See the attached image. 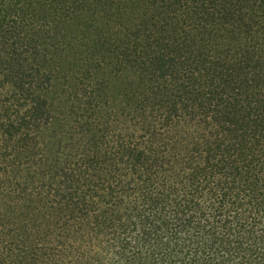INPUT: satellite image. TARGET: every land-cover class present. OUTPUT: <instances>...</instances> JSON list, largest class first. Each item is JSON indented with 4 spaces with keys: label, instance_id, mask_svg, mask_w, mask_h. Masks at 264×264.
I'll return each mask as SVG.
<instances>
[{
    "label": "trees",
    "instance_id": "trees-1",
    "mask_svg": "<svg viewBox=\"0 0 264 264\" xmlns=\"http://www.w3.org/2000/svg\"><path fill=\"white\" fill-rule=\"evenodd\" d=\"M46 1L0 0V264H264V35L248 15L264 0H173L177 29L131 70L148 78L124 110L97 100L74 30L60 42L84 73L53 98L31 12Z\"/></svg>",
    "mask_w": 264,
    "mask_h": 264
},
{
    "label": "rangeland",
    "instance_id": "rangeland-1",
    "mask_svg": "<svg viewBox=\"0 0 264 264\" xmlns=\"http://www.w3.org/2000/svg\"><path fill=\"white\" fill-rule=\"evenodd\" d=\"M31 12L45 28L41 38L43 51L37 64L52 76L53 98L64 102L74 96L84 73L74 55L60 42L65 31L74 30L86 35L91 47L89 73L95 78L97 100L100 104L110 100L120 110L137 108L141 100L137 95L138 83L148 78L145 74L132 85L133 67L148 70L154 60L152 53L177 29L173 0H47ZM248 15L256 22L257 35L263 36L261 12L253 8ZM244 31L242 27L241 32ZM229 45L235 50L246 49L242 41ZM137 50L143 53L139 61L133 55ZM263 50L260 46L259 51ZM259 58L264 67V57Z\"/></svg>",
    "mask_w": 264,
    "mask_h": 264
}]
</instances>
